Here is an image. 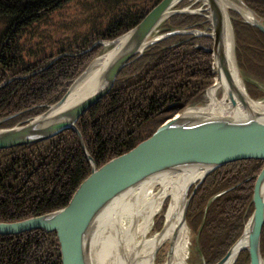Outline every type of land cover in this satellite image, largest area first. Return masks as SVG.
<instances>
[{"label":"water","instance_id":"water-1","mask_svg":"<svg viewBox=\"0 0 264 264\" xmlns=\"http://www.w3.org/2000/svg\"><path fill=\"white\" fill-rule=\"evenodd\" d=\"M178 1L54 0L12 21L0 41V88L61 53H79L96 42L101 48L60 98L50 104H35L48 105L45 110L0 126V148L72 128L90 170L64 206L0 221L1 234L31 228L53 230L61 264H204L198 236L205 207L227 187L252 174L221 188L185 217L194 188L190 194L189 190L226 162L264 159V89L240 76L229 8L263 32L264 17L244 0H200L196 7H176ZM176 12L203 13L205 18L199 23L210 29L174 26L159 31L164 19ZM174 33L210 36V84L150 135L97 166L78 117L110 90L132 56L148 53L143 51ZM250 199L253 209L245 224L242 221L241 234L212 264L232 263L228 260L238 246L248 251L244 264H264V251H260L264 164Z\"/></svg>","mask_w":264,"mask_h":264},{"label":"trees","instance_id":"trees-1","mask_svg":"<svg viewBox=\"0 0 264 264\" xmlns=\"http://www.w3.org/2000/svg\"><path fill=\"white\" fill-rule=\"evenodd\" d=\"M52 1L0 0V41L13 20ZM179 1L177 6L187 0ZM195 2L197 5L200 0ZM244 2L264 17V0ZM229 9L238 66L264 83V32ZM172 14L164 19L159 31L174 26L201 29L199 22L205 18L198 12ZM150 46L143 51L148 53L132 56L117 73L110 90L77 119L97 166L150 135L211 82L210 36L174 33ZM100 48L101 43L96 42L79 53H61L36 71L9 80L0 88V118L8 115L0 120V126L12 125L45 110L48 105L35 104H50L60 98ZM263 164L262 158L226 162L209 171L189 190L188 194L194 188L185 217L200 209L221 188L252 174L227 187L205 207L198 236L204 264L220 259L241 234L242 221L245 224L253 209L250 197ZM89 172L80 138L72 128L38 141L0 148V221L18 220L64 206ZM260 251H264V222ZM247 257V249H242L231 264H244ZM0 264H61L55 231L31 228L0 233Z\"/></svg>","mask_w":264,"mask_h":264},{"label":"rangeland","instance_id":"rangeland-1","mask_svg":"<svg viewBox=\"0 0 264 264\" xmlns=\"http://www.w3.org/2000/svg\"><path fill=\"white\" fill-rule=\"evenodd\" d=\"M196 0H187L186 2H185V4H183L182 6H177L176 5V7H183V6H186V5H188V7H196L197 5H195V4H193V2H195ZM203 4V3H202ZM202 4H200V5H202ZM232 9V8H231ZM206 30H208V29H206ZM98 54V53H97ZM96 54V55H97ZM96 55L94 56V57H96ZM93 57V58H94ZM92 58V59H93ZM91 59V60H92ZM241 75H242V77H246V78H248V79H250V80H252V81H254L255 83H257L260 87H262L263 89H264V83L263 82H260L259 80H257V79H255L254 77H252L251 75H249V74H247V73H244V72H241ZM36 115V114H35ZM34 116V115H33Z\"/></svg>","mask_w":264,"mask_h":264},{"label":"bare ground","instance_id":"bare-ground-1","mask_svg":"<svg viewBox=\"0 0 264 264\" xmlns=\"http://www.w3.org/2000/svg\"><path fill=\"white\" fill-rule=\"evenodd\" d=\"M180 2V1H179ZM183 2V1H182ZM196 3V2H195ZM180 3H178L177 5H179ZM205 5V4H204ZM229 11H230V9H229ZM194 13V12H193ZM175 14V13H174ZM174 14H172V15H174ZM171 16V15H170ZM199 35V34H198ZM236 69V68H235ZM236 73H237V71H236ZM238 74V73H237ZM239 74H240V72H239ZM238 74V75H239ZM240 76H242L241 74H240ZM202 175V174H201ZM200 175V176H201ZM241 243H242V241L240 242V244L239 245H241ZM240 252V249H239V246H238V248H237V250H236V253H235V255L233 256V258H231L230 260H228V262H233L234 260H235V258L237 257V255H238V253ZM231 264V263H230Z\"/></svg>","mask_w":264,"mask_h":264}]
</instances>
